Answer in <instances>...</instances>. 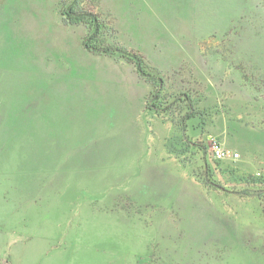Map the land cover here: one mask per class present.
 Segmentation results:
<instances>
[{"label":"rangeland","instance_id":"1","mask_svg":"<svg viewBox=\"0 0 264 264\" xmlns=\"http://www.w3.org/2000/svg\"><path fill=\"white\" fill-rule=\"evenodd\" d=\"M0 264H264V0H0Z\"/></svg>","mask_w":264,"mask_h":264},{"label":"trees","instance_id":"2","mask_svg":"<svg viewBox=\"0 0 264 264\" xmlns=\"http://www.w3.org/2000/svg\"><path fill=\"white\" fill-rule=\"evenodd\" d=\"M62 14H63L64 18L66 19V21H68L69 23L79 24V23L86 22V23H90L92 25V27L94 28V31L91 33L90 37L88 38V40L85 43L86 48H88L90 51H95V52H100V51H103L106 53L111 52L112 47L104 46V44L102 43V41L99 38L100 26H99V24L96 23L97 18L95 16H92V13H88L84 9H78L77 6H72V5L70 6L69 5V7H65V9L62 8ZM123 54L127 58L134 60L140 68H142V69L144 68V66H142V64H145V62H143L141 56L134 55V54L127 52V51H123ZM145 74L146 75L148 74V77L151 78V75L149 73H145ZM153 83H155V86H158V83H159L160 87H162L164 85L163 80H161V82H160V81L154 79ZM152 106H154V108H156L158 110L160 109L159 105L153 104Z\"/></svg>","mask_w":264,"mask_h":264},{"label":"built area","instance_id":"3","mask_svg":"<svg viewBox=\"0 0 264 264\" xmlns=\"http://www.w3.org/2000/svg\"><path fill=\"white\" fill-rule=\"evenodd\" d=\"M211 156L218 160L237 159L240 156L239 151L225 147L219 141L212 139L209 146Z\"/></svg>","mask_w":264,"mask_h":264}]
</instances>
